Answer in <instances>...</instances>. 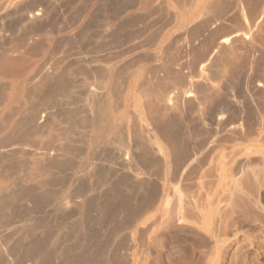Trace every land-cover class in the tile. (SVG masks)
Returning <instances> with one entry per match:
<instances>
[{"label":"rangeland","instance_id":"374dc122","mask_svg":"<svg viewBox=\"0 0 264 264\" xmlns=\"http://www.w3.org/2000/svg\"><path fill=\"white\" fill-rule=\"evenodd\" d=\"M202 6L198 0L184 7L174 0H0V264H76L83 255L78 264H264V143L226 142V130L200 109H168L159 99L161 83L171 85L158 79L168 62L174 69V62L190 61L184 66L192 77L198 46L190 47L191 32L207 16L190 21ZM34 9L42 16L33 17ZM263 43L264 34L255 64L254 48L233 50L232 59L244 66L227 67L226 80L212 82L219 103L212 100L211 110L264 105ZM151 118L170 125L168 135L180 133L179 147L190 152L180 169ZM126 144L131 159L123 155ZM143 148L155 162H139ZM245 160L250 167L236 177Z\"/></svg>","mask_w":264,"mask_h":264},{"label":"bare ground","instance_id":"6f19581e","mask_svg":"<svg viewBox=\"0 0 264 264\" xmlns=\"http://www.w3.org/2000/svg\"><path fill=\"white\" fill-rule=\"evenodd\" d=\"M7 1V0H6ZM23 1V0H22ZM193 1L194 0H174V2H175V6H176V4L179 6V7H184V6H186V5H191L192 3H193ZM198 1H201L202 2V4H203V10L204 11H202L201 13L199 12V13H194L195 14V16L193 17V19L190 21V23H194V22H196L200 17H202V16H207V18L203 21V22H201L200 21V23H198V25L192 30V28L191 29H189V31L190 30H192V32H191V35H192V42H190V47L192 48V47H196V46H198V47H196V49H194L193 50V48H192V50H193V52L195 53V60H194V62L191 64V65H189V67H190V69H191V71H192V77H191V79H190V75H189V72L190 71H188V72H186V69H185V66H184V64L185 65H187L188 63L187 62H185V60H183L182 62H180V63H178L176 66H175V62L173 63L174 65V69L172 68H170V64H169V62H168V64H166V66L165 67H168V68H166L167 69V71H163L164 73L162 74V75H160V76H163V77H160L159 76V78L158 79H160V78H163V79H169L170 81H171V85H167V84H165V85H163V83H161V87H160V90H161V92H159V99H160V101L166 106V107H168V109H181V110H186V111H191V112H193L194 111V109L195 110H197V109H200V111H201V113H205L207 116H208V118H209V121L211 122V124H213V126L216 124V126L217 127H220V129L222 130V131H224V130H226L225 132L227 133V135L229 136H227L228 138H227V140H226V142H231L232 140L233 141H241V142H244V144L245 143H251V141L253 140V139H258L259 141H261V142H263L264 143V105L263 106H261V108H259V107H257L258 109H256V110H246V109H244V108H242L243 107V105H242V109H237V110H235V111H233V109L232 110H230V109H228L229 108V106L228 105H219L220 107H218L217 105H218V103L216 102V99L214 100V98H215V94H216V89H215V86L212 84V82H215V81H220L221 82V80H223V79H225L226 80V72L227 71H225L226 70V68L227 67H231V68H233L234 66H235V64H238L237 63V61L235 62L233 59H232V57H233V55H234V49L236 50V49H238V50H246L247 51V49L249 48V50H250V48H254L255 49V46H257V43H258V41H261V39H262V37H263V34H264V5L263 4H261L260 2H257V0H198ZM232 1H233V3H232ZM21 2V1H20ZM27 2V1H26ZM26 2H24V3H26ZM133 1H131V3H132ZM143 2V1H142ZM130 3V4H131ZM157 3V2H156ZM23 4V3H22ZM127 4H129V3H127ZM144 4V3H143ZM134 5L135 4H132L131 6L132 7H134ZM137 5V4H136ZM159 6V5H158ZM16 7V6H15ZM129 7V6H128ZM154 7H156V6H154ZM18 8V7H17ZM149 8V7H148ZM1 9V8H0ZM20 9V8H19ZM37 9H39V8H37ZM43 9V8H42ZM164 9V8H163ZM166 9V8H165ZM180 9V8H179ZM17 10V9H16ZM147 10V9H146ZM182 10V9H181ZM15 11V10H14ZM33 11V10H32ZM35 9H34V13H35ZM42 10H39V11H36V13L35 14H33L34 16L33 17H40V16H42V12H41ZM168 11V10H167ZM9 12V11H8ZM29 12H31V11H29ZM28 12V13H29ZM44 12V11H43ZM136 12V11H135ZM143 13V12H142ZM44 14H45V12H44ZM6 15V14H5ZM152 15V14H151ZM27 16V15H26ZM31 16H32V12H31ZM184 17H185V15H184ZM29 18V17H28ZM183 18V17H182ZM27 20V19H26ZM31 21V20H30ZM33 21V20H32ZM165 22V21H164ZM197 24V23H196ZM111 26V25H110ZM177 28H179V26H178V24H177ZM182 28V27H181ZM185 32H187V31H185ZM145 34H146V32H145ZM185 34V33H184ZM187 34V36H189V37H191L190 35H188V34H190V33H186ZM185 34V35H186ZM225 34V35H224ZM96 35V34H95ZM144 35V34H143ZM147 35H148V32H147ZM154 35V34H153ZM140 36V35H139ZM148 37V36H147ZM150 37V36H149ZM181 37V36H180ZM187 39V38H186ZM144 40V39H143ZM177 40V39H176ZM190 40V39H189ZM157 41V40H156ZM179 42V41H178ZM184 41H182V43H183ZM187 42V41H186ZM186 42H185V44H186ZM189 42V41H188ZM263 42V41H262ZM181 43V42H180ZM260 43V42H259ZM134 44V43H133ZM138 44V43H137ZM140 44V43H139ZM172 44V43H171ZM177 44V43H176ZM264 44V43H263ZM186 45H188V44H186ZM128 46H130V45H128ZM127 47V46H126ZM184 47H186V46H184ZM122 48V47H121ZM125 48V47H124ZM150 48V47H149ZM187 48H188V46H187ZM186 48V49H187ZM182 49H184V50H186L185 48H182ZM256 49H257V51H256ZM255 50H254V58H253V60L251 59L250 60V62L251 61H253V64H255L256 62H257V59H256V57L257 58H260V57H258L257 56V52H258V48H256ZM124 50V49H123ZM129 50V49H128ZM133 50V49H132ZM189 50V49H188ZM192 50L190 51L191 52V54L193 55L194 53H192ZM119 51H121V50H119ZM125 51V50H124ZM165 51V50H164ZM245 51V52H246ZM117 52V51H116ZM115 52V53H116ZM130 52V51H129ZM181 52H184V51H181ZM190 52H189V54H190ZM236 52V51H235ZM119 53V52H118ZM166 53V52H165ZM169 53V52H168ZM171 53H173V52H171ZM170 53V54H171ZM180 53V52H179ZM179 53H178V56H179ZM243 53V52H242ZM248 53V52H247ZM189 54H187V55H189ZM259 54V53H258ZM111 55V54H110ZM118 55V54H117ZM153 55V54H152ZM183 55H184V53H183ZM244 55V54H243ZM252 55V54H251ZM250 55V56H251ZM261 55V54H260ZM98 56V55H97ZM174 56V55H173ZM180 56H182V53H181V55ZM179 56V57H180ZM236 56V55H235ZM246 56V55H245ZM248 56V55H247ZM246 56V57H247ZM253 56V55H252ZM119 57V56H118ZM167 57V56H166ZM169 57V56H168ZM167 57V58H168ZM179 57H177V58H179ZM190 57H192V56H190ZM241 57V56H240ZM246 57H244V59L246 58ZM261 57H263V56H261ZM111 58V57H110ZM144 58V57H143ZM181 58V57H180ZM241 58H243V57H241ZM101 59V58H100ZM135 59V58H134ZM144 59H146V58H144ZM183 59V58H182ZM187 59V58H186ZM236 59V58H235ZM110 60V59H109ZM133 60V59H132ZM164 60V59H163ZM181 60V59H180ZM240 60V59H239ZM246 60V59H245ZM103 61V60H102ZM175 61V60H174ZM176 61H178L177 59H176ZM242 62H243V59L241 60ZM129 62V61H128ZM173 61H170V63H172ZM185 62V63H184ZM259 62V61H258ZM187 63V64H186ZM241 63V62H240ZM239 63V64H240ZM238 64V65H239ZM261 64V63H260ZM161 65V64H160ZM163 65H165V63L163 64ZM162 65V66H163ZM238 65H237V67H238ZM241 65H242V63L239 65V67H241ZM162 66H159V67H161L160 69L162 70ZM244 65H242V67H243ZM245 66L247 67V63L245 64ZM142 67V66H141ZM187 67H188V65H187ZM242 67H241V69H242ZM245 67V68H246ZM249 67H251L250 65H249ZM253 67V66H252ZM97 68V67H96ZM130 69V68H129ZM189 69V70H190ZM237 69V68H236ZM239 69V68H238ZM254 69V68H253ZM260 69V68H259ZM119 70V69H118ZM122 70V69H121ZM150 70V69H149ZM244 70V69H243ZM103 71V70H102ZM128 71V70H127ZM238 71V70H237ZM240 71V70H239ZM242 71V70H241ZM253 71V70H252ZM160 72H162V71H160L159 70V72L158 73H160ZM44 73V72H43ZM157 73V72H156ZM234 73V72H233ZM232 73V74H233ZM238 73H240V72H238ZM91 74L93 75V73L91 72ZM149 74V73H148ZM237 74V73H236ZM99 75V74H98ZM124 75V74H123ZM150 75H151V71H150ZM157 75H159V74H157ZM228 75V74H227ZM238 75V74H237ZM239 75H241V74H239ZM97 76V75H96ZM95 76V77H96ZM101 76V75H100ZM99 76V77H100ZM98 77V76H97ZM99 77L96 79V82L99 80ZM106 77V76H105ZM122 77V76H121ZM151 77V76H150ZM152 77H153V75H152ZM155 77V76H154ZM153 77V78H154ZM231 77V76H230ZM237 77H239V76H237ZM103 78V77H102ZM152 78V79H153ZM232 78V77H231ZM234 78V77H233ZM242 78V77H241ZM240 78V79H241ZM245 78V77H244ZM34 79H36V78H34ZM34 79H32V80H34ZM94 79V78H93ZM104 79V78H103ZM103 79H102V81H103ZM156 79V78H155ZM227 79H229V77H227ZM243 79V78H242ZM92 80V79H91ZM100 80H101V78H100ZM123 80V79H122ZM151 80V79H150ZM149 80V81H150ZM231 80V79H230ZM246 80V79H245ZM37 81V80H36ZM102 81H100V82H102ZM155 81V80H154ZM254 81V80H253ZM94 82V81H93ZM152 82V81H151ZM223 82V81H222ZM29 83H31V81L29 82ZM32 83H34V82H32ZM148 83V82H147ZM154 83H156V82H154ZM216 84H217V82H215ZM245 83V82H244ZM91 84V83H90ZM100 85H101V83H99ZM99 84H97V85H99ZM107 84V83H106ZM115 84V83H114ZM160 84V83H159ZM159 84H154V86L155 85H157V87H158V85ZM34 85V84H33ZM41 84H39V85H36L37 87L38 86H40ZM146 85V84H145ZM152 85H153V83H152ZM219 85V84H218ZM224 85H225V83H224ZM234 85V84H233ZM262 84H260V85H256L255 86V88L254 89H257V90H259L262 86H261ZM32 86V85H31ZM94 86V85H93ZM118 86H119V84H118ZM149 86H151L150 84H149ZM217 86V85H216ZM28 87H29V85H28ZM34 87V86H33ZM227 87V86H226ZM246 87H248V86H246ZM19 88V87H18ZM27 88V87H26ZM57 88V87H56ZM56 88H55V90H56ZM96 89H97V87H95ZM100 88V87H99ZM113 88V87H112ZM115 88V87H114ZM148 88V87H147ZM153 88V87H152ZM245 88V87H244ZM31 89V88H30ZM38 89V88H37ZM118 89V88H117ZM156 89V88H155ZM219 89V88H218ZM253 89V88H252ZM29 90V89H28ZM35 90V89H34ZM93 90V89H92ZM138 90V89H137ZM153 90H154V88H153ZM220 90V89H219ZM243 90V89H242ZM246 90H247V88H246ZM251 90V89H250ZM18 91V90H17ZM111 91H113V90H111ZM120 91V90H119ZM140 91H141V89H140ZM147 91H149V90H147ZM221 91H222V89H221ZM248 91V90H247ZM30 92V91H29ZM93 92V91H92ZM91 92V93H92ZM100 92V91H99ZM122 92V91H121ZM150 92V91H149ZM148 92V93H149ZM244 92V91H243ZM255 92V91H254ZM31 93V92H30ZM95 93V92H94ZM96 93H98V92H96ZM142 93V92H141ZM157 93V92H156ZM246 93V92H245ZM253 93V92H252ZM113 94V93H112ZM143 94V93H142ZM255 94V93H254ZM253 94V95H254ZM146 95V94H145ZM222 95V94H221ZM245 95V94H244ZM30 96V95H29ZM45 96V95H44ZM89 96V95H88ZM94 96V95H93ZM148 96V95H147ZM149 96H150V94H149ZM156 96V95H155ZM223 96V95H222ZM222 96H220L221 98H223ZM229 96H231V94L229 95ZM229 96H227V97H229ZM249 96V95H248ZM258 96V95H257ZM262 97H263V95H261ZM27 97H28V95H27ZM95 97V96H94ZM93 97V98H94ZM117 97V96H116ZM146 97V96H145ZM152 97V96H151ZM225 97V96H224ZM227 97L225 98V99H227ZM233 97H234V95H233ZM232 97V98H233ZM242 97V96H241ZM250 97H251V94H250ZM25 98H26V96H25ZM45 98V97H44ZM95 98H97V97H95ZM94 98V99H95ZM103 98V97H102ZM149 98V97H148ZM153 98H155V97H153ZM231 98V99H232ZM27 99V98H26ZM93 99V100H94ZM100 99V98H99ZM117 99V98H116ZM144 99V98H143ZM229 99V98H228ZM237 99V98H236ZM235 98L234 99H232V100H236ZM242 99L243 100H245L243 97H242ZM251 99L253 100V98L251 97ZM212 100H214V102H216L217 103V108L216 109H212L211 110V108H209L210 106H209V104H210V102L212 101ZM219 100V99H218ZM241 100V99H240ZM243 100H241V101H243ZM247 100H249V104H253V103H250V101H252V100H250V99H247ZM259 100V99H258ZM40 101H42V100H40ZM95 101V100H94ZM97 101V100H96ZM99 101V100H98ZM223 101V100H222ZM222 101L220 102V103H222ZM226 101L227 100H225V103H226ZM89 102H91V101H89ZM100 102V101H99ZM143 102H144V100H143ZM152 102H154V101H152ZM160 102V103H161ZM228 102V101H227ZM230 102V101H229ZM253 102V101H252ZM257 102V101H256ZM259 102V101H258ZM95 103V102H94ZM241 103V102H240ZM145 104V103H144ZM151 104H153V103H151ZM236 104V103H235ZM264 104V103H263ZM157 105V104H156ZM156 105H154V108H155V106ZM163 105V106H164ZM214 105V104H213ZM255 105L257 106V103H255ZM254 105V106H255ZM259 105V104H258ZM99 106V105H98ZM143 106V105H142ZM224 106V107H223ZM226 106H228V108H225ZM234 106V105H233ZM251 106V105H250ZM100 107V106H99ZM99 107H97V108H99ZM147 107L149 108V111H150V113L153 111L152 110V108H151V105H147ZM146 108V107H145ZM197 108V109H196ZM230 108H233V107H230ZM254 108V107H253ZM256 108V107H255ZM43 109V108H42ZM158 109V108H157ZM156 109V110H157ZM210 109V110H209ZM248 109V108H247ZM40 110V112H41V109H39ZM148 110V109H147ZM152 110V111H151ZM193 110V111H192ZM96 111H97V109H96ZM148 111V112H149ZM158 111H160V110H158ZM100 112V111H99ZM108 112V111H107ZM154 112V111H153ZM166 112V111H165ZM175 111L173 110V112L172 113H174ZM178 112V111H177ZM194 112H196V111H194ZM193 112V113H194ZM199 112V111H198ZM197 112V113H198ZM192 113V114H193ZM99 114V113H98ZM177 114V113H176ZM184 114V113H183ZM182 114V115H183ZM186 114V113H185ZM94 115H95V112H94ZM93 115V116H94ZM149 115V113L147 114V116ZM155 115V114H154ZM156 115H158V114H156ZM162 115V114H161ZM168 115V114H167ZM197 115V114H196ZM99 116V115H98ZM186 116H187V114H186ZM188 116H190V114L188 115ZM95 117H97V116H94V118ZM164 117V116H163ZM167 117V116H166ZM194 117V116H193ZM199 117H201L200 116V114H199ZM39 118V117H38ZM133 118V117H132ZM148 118V117H147ZM153 118V117H152ZM152 118H151V123L153 122L154 124L153 125H155V126H153V127H155V128H153L155 131H157L158 133H160V134H158L159 136H161L162 135V139H164V140H166V142L168 143V148H169V155H171L172 157H173V161L175 162V165H176V169L178 170V169H180V164L183 162V161H187L188 159H190V152H184V150H182V148H180L179 147V144L180 143H178V141H180L179 139H178V137H180L181 135H178L177 133H179L178 131L176 132V134L174 135L173 133H174V131H173V136H171V135H168V128H171L170 127V125H168L167 126V128H165V127H162L161 126V123H159L158 121H160V120H158V121H156V119L155 120H153L152 121ZM204 118V117H203ZM207 118V119H208ZM42 119V118H41ZM163 119V118H162ZM174 119V118H173ZM189 119V118H188ZM199 119V118H198ZM9 120V119H8ZM96 120H99L98 118H96ZM206 120V119H205ZM202 121V120H201ZM35 122V121H34ZM43 122V121H42ZM98 122H100V121H98ZM161 122V121H160ZM193 123H194V121H192ZM144 123V122H143ZM169 123V122H168ZM171 123V122H170ZM207 123H209L208 122V120H207ZM96 125H97V122H96ZM167 124H165V126H166ZM208 125V124H207ZM206 125V126H207ZM71 126V125H70ZM99 126H100V124L98 125V128L97 129H100L99 128ZM88 127V126H87ZM174 127V126H173ZM176 127V126H175ZM181 127V126H180ZM3 128L5 129V127L3 126ZM20 128V127H19ZM67 127H65V129H66ZM72 128H73V126H72ZM165 128V129H164ZM177 128V127H176ZM32 129V128H31ZM62 129V128H61ZM96 129V128H95ZM137 129V128H136ZM135 129V130H136ZM190 129V128H189ZM195 129H196V127H195ZM194 129V130H195ZM14 130V129H13ZM64 130V129H63ZM67 130V129H66ZM69 130V129H68ZM134 130V131H135ZM194 130H192V128H191V132L192 131H194ZM208 130V129H207ZM18 131V130H17ZM21 131V130H20ZM24 131V130H23ZM30 131V130H29ZM98 131V130H97ZM96 131V132H97ZM12 132H15V131H12ZM33 132V131H32ZM32 132H30V133H32ZM70 132V131H69ZM72 132V131H71ZM118 132V131H117ZM156 132V133H157ZM195 132H196V130H195ZM197 132H199V131H197ZM205 132V131H204ZM20 133V132H19ZM36 133V132H35ZM38 133V132H37ZM65 133H66V131H65ZM169 133H171V131L169 132ZM189 133V132H188ZM194 133V132H193ZM199 133H203V131L202 132H199ZM198 133V134H199ZM211 133V132H210ZM223 133V132H222ZM12 134V133H11ZM15 134V133H14ZM13 134V135H14ZM67 134V133H66ZM76 134V133H75ZM119 134V133H118ZM180 134V133H179ZM182 134V133H181ZM197 134V135H198ZM200 134V135H201ZM206 134V133H205ZM205 134H202V135H205ZM215 134V133H214ZM224 134V133H223ZM115 135H117V134H115ZM114 135V136H115ZM193 135H195V134H193ZM209 135V134H208ZM211 135H212V133H211ZM9 136V135H8ZM7 136V137H8ZM11 136V135H10ZM16 136V135H15ZM29 136V135H28ZM53 136V135H52ZM135 137L137 136L136 134L134 135ZM133 136V137H134ZM140 136V135H139ZM188 136H189V134H188ZM17 137V136H16ZM117 137V136H116ZM122 137V135L119 137V138H121ZM203 137V136H202ZM211 137V136H210ZM213 137H217V136H213ZM212 137V138H213ZM219 137V136H218ZM13 138V137H12ZM19 138V137H18ZM52 138V137H51ZM69 137H67V139H68ZM118 137H117V140L119 139ZM139 138V137H138ZM138 138H136V139H138ZM211 138V139H212ZM55 139V138H54ZM66 139V140H67ZM70 139V138H69ZM122 139V138H121ZM216 139V138H215ZM220 139V138H219ZM12 140V139H11ZM71 140V139H70ZM134 140H135V138H134ZM133 140V141H134ZM182 140H183V138H182ZM13 141H14V139H13ZM12 141V142H13ZM55 141V140H54ZM112 141H114V140H112ZM189 141V140H188ZM187 141V142H188ZM200 141H201V139H200ZM213 141V140H212ZM17 142V141H16ZM15 142V143H16ZM30 142V141H29ZM65 142V141H64ZM208 142H209V139H208ZM223 142V141H222ZM108 143H110V142H108ZM137 143H138V141H137ZM182 143V142H181ZM186 143V142H185ZM214 143H216V142H214ZM237 143V142H236ZM235 143V144H236ZM240 143V142H239ZM12 144V143H11ZM11 144H9V146L11 145ZM112 144V143H111ZM110 144V145H111ZM121 144L123 145V141H122V143H121V140H120V146H121ZM202 144V143H201ZM207 143H205L204 145H206ZM238 144V143H237ZM252 144V143H251ZM262 144V143H261ZM14 145V144H13ZM15 145H17V144H15ZM26 145V144H25ZM109 145V146H110ZM114 145V147H116V144H113ZM127 145V144H126ZM167 145V144H166ZM187 145H189V144H187ZM197 145V144H196ZM195 145V146H196ZM200 145V144H199ZM214 145V147H215V144H213ZM212 145V146H213ZM222 145V144H221ZM239 145V144H238ZM254 145H256V144H254ZM253 145V146H254ZM32 146H33V144H32ZM67 146V145H66ZM162 146V145H161ZM181 146V145H180ZM185 146V145H184ZM190 146H193V145H189V147ZM201 146V145H200ZM212 146H210V147H212ZM225 147H226V145H224ZM252 146V147H253ZM24 147V146H23ZM113 147V146H112ZM188 147V146H187ZM188 147V149H190ZM199 147V146H198ZM206 147V146H205ZM6 148V147H5ZM18 148V147H17ZM27 148V147H26ZM70 148V147H69ZM127 149H126V151L125 152H123V155L126 157V158H129V157H131V158H133V154L131 153V150H130V148H129V145H127V147H126ZM140 149H141V147H139ZM154 148V147H153ZM164 148V147H163ZM186 148V147H185ZM184 148V149H185ZM194 148V147H193ZM197 148V147H196ZM202 149H203V147H201ZM229 148V147H228ZM13 149V148H12ZM15 149V148H14ZM25 149V148H24ZM41 149H43V148H41ZM144 149V148H143ZM142 149V150H143ZM191 149H192V147H191ZM199 149H200V147H199ZM201 149V150H202ZM213 149V148H212ZM226 149V148H225ZM6 150V149H5ZM141 150V152L140 153H142V156H141V159L139 160V162L140 163H152V162H155V160H152V162L151 161H149V159H150V157H149V154H148V151H146L145 149L142 151ZM200 150V151H201ZM206 150V149H205ZM228 150V149H227ZM236 150H238V148L236 149ZM264 150V149H263ZM19 151V150H18ZM25 150H23V152H24ZM157 151V150H156ZM188 151H190V150H188ZM192 151V150H191ZM211 152H212V150H210ZM251 151H253V150H251ZM1 152V151H0ZM9 152V151H8ZM14 152H15V150H14ZM13 152V153H14ZM17 152V151H16ZM139 152V151H138ZM202 152H204L203 150H202ZM207 152V151H206ZM211 152H209V153H211ZM250 152V151H249ZM248 152V153H249ZM2 153V152H1ZM12 153V152H11ZM43 153H46V152H43ZM50 153V152H49ZM69 153V152H68ZM200 153V152H199ZM233 153V152H232ZM238 153H240V152H238ZM119 154V153H118ZM219 154V153H218ZM218 154H217V156H218ZM229 154V153H228ZM231 154V153H230ZM229 154V155H230ZM247 154V153H246ZM257 154H258V152H257ZM47 155H49V154H46L45 156H47ZM121 155V154H120ZM139 155V154H138ZM151 156H152V154H150ZM156 155V154H155ZM197 156L199 155V156H201L200 154H196ZM44 156V155H43ZM207 156V157H206ZM206 156L204 155V157H206V158H208V154H206ZM225 156H226V154H225ZM231 156V155H230ZM235 156V155H234ZM255 156V155H254ZM259 156V155H258ZM260 156H262V155H260ZM259 156V157H260ZM51 157V156H50ZM122 157V156H121ZM155 157V156H154ZM153 157V158H154ZM214 157H215V155H214ZM232 157V156H231ZM253 157V156H252ZM251 157V158H252ZM46 158V157H45ZM51 158H53V157H51ZM131 158H129V159H131ZM219 158V157H218ZM226 158H227V156H226ZM244 158V157H243ZM249 158V157H248ZM250 158V159H251ZM47 159H49V158H47ZM123 159H124V157H123ZM135 159V158H134ZM220 159V158H219ZM235 159V158H234ZM240 159V158H239ZM242 159V158H241ZM39 160V159H38ZM50 160V159H49ZM126 160V159H125ZM125 160H123V161H125ZM157 160V159H156ZM200 160V159H199ZM202 160V159H201ZM227 160H228V158H227ZM236 160V159H235ZM238 160V159H237ZM237 160L235 161V162H237ZM255 160V159H254ZM263 160V159H262ZM46 161V160H45ZM51 161V160H50ZM55 161V160H54ZM134 161V160H133ZM136 161V160H135ZM134 161V162H135ZM142 161V162H141ZM160 161V160H159ZM193 161H196L195 159L193 160ZM206 161H207V159H206ZM220 161V160H219ZM229 162L231 161V160H228ZM246 161V160H245ZM252 161V160H251ZM137 162V161H136ZM203 162V161H202ZM256 162V161H255ZM27 163V162H26ZM58 163V162H57ZM127 163V162H126ZM195 163V162H194ZM201 163V162H200ZM240 163H242V162H240ZM254 163V162H253ZM261 163V162H260ZM55 164V163H54ZM128 165H129V163H127ZM136 164V163H135ZM135 164H133V165H135ZM186 164H187V162H186ZM224 164V163H223ZM231 165H232V163H230ZM257 164V163H256ZM259 164V163H258ZM56 165V164H55ZM132 164H131V166H133ZM181 165H183V163L181 164ZM199 165V164H198ZM237 165H239V164H237ZM247 165H249V164H247V161H246V163L245 164H242V165H240V167L236 170V177H237V174L238 175H241L242 173H244V172H246L245 171V168H247L246 166ZM260 165V164H259ZM263 165V164H262ZM185 166V165H184ZM195 166H197V165H195ZM222 166V165H221ZM234 166V165H233ZM254 166V165H253ZM261 166V165H260ZM56 167V166H55ZM58 167H59V165H58ZM135 167H137V164L135 165ZM152 167V166H151ZM194 167V166H193ZM198 167H200V166H198ZM198 167H196L197 169H198ZM228 167V166H227ZM249 167H250V165H249ZM248 167V168H249ZM257 167V166H256ZM143 168V167H142ZM141 168V169H142ZM186 168V167H185ZM195 168V167H194ZM196 168L193 170V171H195L196 170ZM230 168H231V166H230ZM43 169V168H42ZM134 169V168H133ZM137 170H139V168H136ZM140 169V170H141ZM190 169V168H189ZM193 168H191V170H192ZM208 169V168H207ZM212 169V168H211ZM217 169V168H216ZM220 169V168H219ZM229 169V168H228ZM232 169V168H231ZM251 169V168H250ZM259 169V168H258ZM136 170V171H137ZM173 170H174V167H173ZM183 170V169H182ZM226 170V169H225ZM249 170V169H248ZM252 170V169H251ZM263 170V169H262ZM135 171V172H136ZM147 171V170H146ZM187 171V170H186ZM186 171H184V173L186 172ZM199 171H200V169H199ZM219 171V170H218ZM217 171V174L219 173ZM229 171H230V169H229ZM255 171V170H254ZM51 172V171H50ZM138 172V171H137ZM143 172H145V171H143ZM197 172V171H196ZM261 172V171H260ZM256 173V172H255ZM2 174V173H1ZM139 174V173H138ZM141 174V173H140ZM179 174V172L177 173V175ZM186 174H187V172H186ZM188 174H191V173H188ZM209 174V173H208ZM228 174H230L229 172H228ZM260 174V173H259ZM145 175H147L146 174V172H145ZM155 175V174H154ZM171 175H173V173L171 174ZM176 175V174H175ZM194 175V174H193ZM235 175V174H234ZM243 175V174H242ZM241 175V176H242ZM261 175V174H260ZM259 175V176H260ZM140 176V175H139ZM179 176V175H178ZM177 176V177H178ZM190 176V175H189ZM191 176H192V174H191ZM195 176V175H194ZM210 176V175H209ZM254 176V175H253ZM183 177V176H182ZM185 177H187V176H184V179H185ZM193 177V176H192ZM215 177V176H214ZM227 177V176H226ZM236 177H234V178H236ZM264 177V176H263ZM154 178V177H153ZM223 178V177H222ZM242 178V177H241ZM248 179H249V177H247ZM254 178V177H253ZM260 178V177H259ZM258 178V179H259ZM145 179V178H144ZM156 179V178H155ZM173 180V179H172ZM211 180H212V178H211ZM223 180V179H222ZM241 180V179H240ZM239 180V181H240ZM245 180V179H244ZM257 180V179H256ZM255 180V181H256ZM175 181V180H174ZM182 181V180H181ZM187 181V180H186ZM186 181L184 182L183 181V183H185V185H186ZM189 181H190V179H189ZM188 181V182H189ZM215 181V180H214ZM229 181V180H228ZM234 182H235V184H236V181L235 180H233ZM242 181V180H241ZM252 181H253V179H252ZM263 181V180H262ZM147 182V181H146ZM176 182V181H175ZM174 182V183H175ZM243 182V181H242ZM246 182H248V181H246ZM190 183V182H189ZM213 183V182H212ZM239 183V182H238ZM249 183H250V181H249ZM259 183V182H258ZM176 184V183H175ZM246 184V183H245ZM251 184H252V182H251ZM144 185V184H143ZM142 185V186H143ZM189 185V184H188ZM239 185V184H238ZM241 186L243 185V183L242 184H240ZM244 186V185H243ZM220 187V186H219ZM237 187H239V186H237ZM254 187H256V185L254 186ZM144 188V187H143ZM179 188H181V187H179ZM187 188V187H186ZM190 188V187H189ZM210 188V187H209ZM240 188V187H239ZM244 188V187H243ZM242 188V189H243ZM151 189V188H150ZM158 189V188H157ZM191 189V188H190ZM246 189V188H245ZM186 190V189H185ZM187 190H188V188H187ZM229 190V189H228ZM237 190V189H236ZM235 190V191H236ZM247 190V189H246ZM202 191V190H201ZM207 191V190H206ZM232 191H234V190H232ZM241 191V190H240ZM243 191V190H242ZM249 191V190H248ZM159 192V191H158ZM245 192H247V191H245ZM235 193V192H234ZM239 193V192H238ZM248 193V192H247ZM155 194V193H154ZM160 194V193H159ZM236 194V193H235ZM243 194L245 195V193L243 192ZM220 195V194H219ZM189 196V195H188ZM241 196V195H240ZM229 197V196H228ZM231 197V196H230ZM236 197V196H235ZM194 198V197H193ZM158 199V198H157ZM220 199H221V197H220ZM232 199H234V198H232ZM236 199V198H235ZM154 200H156V199H154ZM184 200V199H183ZM187 200V199H186ZM192 200V198L190 199V202H192L191 201ZM238 200V199H237ZM153 201V200H152ZM188 201V200H187ZM185 202V201H184ZM226 202V201H225ZM230 202H231V200H230ZM154 203V202H153ZM157 203V202H156ZM187 203V202H186ZM189 203V202H188ZM234 203V202H233ZM146 205V204H145ZM189 205V204H188ZM147 206H149V207H152V203H150L149 205H147ZM0 207H1V205H0ZM143 207V206H142ZM154 207V206H153ZM156 207V206H155ZM194 207V206H193ZM214 207V206H213ZM223 207V206H222ZM187 208V207H186ZM204 208V207H203ZM184 209V208H183ZM193 209V208H192ZM146 210V209H145ZM152 210V209H151ZM190 210V209H189ZM1 211V210H0ZM183 211H185V210H183ZM182 211V212H183ZM188 211V210H187ZM195 211V210H194ZM142 212V211H141ZM212 212V211H211ZM145 213V212H144ZM208 213V212H207ZM106 214V213H105ZM210 214V213H209ZM141 215V214H140ZM186 215V214H185ZM106 216V215H105ZM108 216V215H107ZM199 216V215H198ZM206 216V215H205ZM216 216V215H215ZM138 218L140 217V216H137ZM173 217V216H172ZM200 218V217H199ZM174 219V218H173ZM137 220V219H136ZM171 220V219H170ZM176 220V219H175ZM181 220V219H180ZM179 220V221H180ZM202 220V219H201ZM215 220V219H214ZM142 221V220H141ZM213 222V221H212ZM206 224V223H205ZM202 225V224H201ZM208 226V225H207ZM217 226V225H216ZM149 227H151V225L149 226ZM149 227H147V228H149ZM211 227H212V225H211ZM210 227V228H211ZM206 228V227H205ZM204 228V229H205ZM209 228V227H208ZM213 228V227H212ZM217 228V227H216ZM142 228H140V230H141ZM145 229V228H144ZM206 230V229H205ZM142 231H143V229H142ZM145 231V230H144ZM141 232V235L143 234V233H146V231L145 232ZM151 231H152V229H151ZM207 231V230H206ZM140 233V232H139ZM219 233V232H218ZM210 234V233H209ZM140 235V234H139ZM141 235H140V237H141ZM143 235H145V234H143ZM142 235V236H143ZM148 236V235H147ZM139 237V236H138ZM144 237V236H143ZM146 237V236H145ZM148 238V237H147ZM139 239V238H138ZM142 239V238H141ZM144 239V238H143ZM146 240V239H145ZM145 240H144V242H145ZM138 241V240H137ZM139 242V241H138ZM139 243H141V242H139ZM149 243V242H148ZM147 243V244H148ZM258 243V242H257ZM146 244V245H147ZM151 245V244H150ZM258 245V244H257ZM139 246H141L142 247V245H139ZM144 246V245H143ZM147 250V249H146ZM144 251H145V249H144ZM103 252V251H102ZM127 252V251H126ZM214 253V252H213ZM87 254V253H86ZM127 254V253H126ZM84 256V255H83ZM83 256H82V260H83ZM213 256V255H212ZM79 258H80V256H78ZM90 257V256H89ZM124 257V256H123ZM142 257H144V255H142ZM84 258H87L86 257V255L84 256ZM147 258V257H146ZM145 258V259H146ZM78 260V259H77ZM82 260H78L79 262H77L76 264H78V263H81L82 262ZM85 260V259H84ZM88 260V259H87ZM92 260V259H91ZM101 260V259H100ZM144 260V259H143ZM89 261V260H88ZM92 262V261H91ZM97 262H99V261H97ZM96 262V263H97ZM83 263H85L84 261H83ZM86 263L88 264V262L86 261ZM117 263H119V262H117ZM144 263V262H143ZM142 263V264H143ZM101 264V263H100Z\"/></svg>","mask_w":264,"mask_h":264}]
</instances>
